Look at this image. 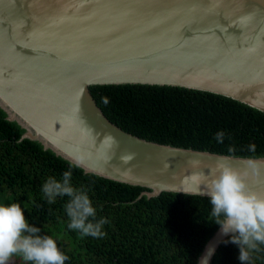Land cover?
Segmentation results:
<instances>
[{
  "label": "water",
  "instance_id": "1",
  "mask_svg": "<svg viewBox=\"0 0 264 264\" xmlns=\"http://www.w3.org/2000/svg\"><path fill=\"white\" fill-rule=\"evenodd\" d=\"M106 85L202 91L264 114V0H0V109L20 139L73 165L83 155L84 173L147 189L146 198L194 195L192 173L247 158L123 132L89 93ZM231 235L218 226L196 264H210Z\"/></svg>",
  "mask_w": 264,
  "mask_h": 264
},
{
  "label": "trees",
  "instance_id": "2",
  "mask_svg": "<svg viewBox=\"0 0 264 264\" xmlns=\"http://www.w3.org/2000/svg\"><path fill=\"white\" fill-rule=\"evenodd\" d=\"M89 93L104 117L125 133L175 148L239 158H264V114L212 93L168 86H90ZM107 103H104V99ZM218 131L226 133L217 143ZM0 109V203L21 206L38 235L52 237L68 259L65 264H196L200 252L219 225L207 197L161 193L146 198L147 189L86 174L79 167L43 149L23 134ZM255 144L256 151L248 146ZM230 147L235 151L228 152ZM87 192L101 218L104 235L83 237L68 228V197L49 204L42 185L62 181ZM226 238L210 264H241L239 247ZM19 258V257H18ZM22 264L25 262L20 258ZM245 264H264V245Z\"/></svg>",
  "mask_w": 264,
  "mask_h": 264
},
{
  "label": "clouds",
  "instance_id": "3",
  "mask_svg": "<svg viewBox=\"0 0 264 264\" xmlns=\"http://www.w3.org/2000/svg\"><path fill=\"white\" fill-rule=\"evenodd\" d=\"M103 102L107 103V99ZM225 136L224 131H218L216 142L223 144ZM248 150L254 153L255 144H250ZM234 151V147L228 149L229 153ZM83 159V155L76 156L74 164L80 166ZM229 160V157H221L207 174L204 171L192 173L190 179L194 187L191 191L194 195L209 197L214 223L220 226L221 234H233L231 243L239 247L238 259L245 264L250 254L264 245V191L252 187L264 184V159H244L242 168H234ZM71 176L69 170L63 173L62 181L49 178L42 185V192L49 204L56 197H68L64 207L70 230L81 238H100L107 221L101 218L93 222L96 209L86 191L71 186ZM39 232L40 229L29 225L19 204L0 203V264H9L13 257L21 258L25 264H65L68 257L59 250L56 241L50 236L38 235ZM207 260L208 257L203 258L200 264H207Z\"/></svg>",
  "mask_w": 264,
  "mask_h": 264
},
{
  "label": "rangeland",
  "instance_id": "4",
  "mask_svg": "<svg viewBox=\"0 0 264 264\" xmlns=\"http://www.w3.org/2000/svg\"><path fill=\"white\" fill-rule=\"evenodd\" d=\"M9 264H22L20 258L13 257V259L9 262Z\"/></svg>",
  "mask_w": 264,
  "mask_h": 264
}]
</instances>
